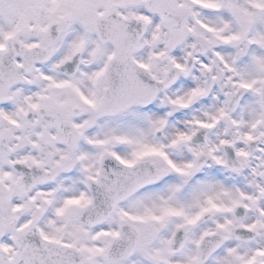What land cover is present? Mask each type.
<instances>
[{
    "label": "snow or ice",
    "instance_id": "6c2138e0",
    "mask_svg": "<svg viewBox=\"0 0 264 264\" xmlns=\"http://www.w3.org/2000/svg\"><path fill=\"white\" fill-rule=\"evenodd\" d=\"M0 264H264V0H0Z\"/></svg>",
    "mask_w": 264,
    "mask_h": 264
}]
</instances>
